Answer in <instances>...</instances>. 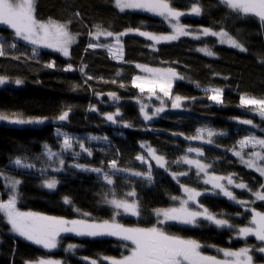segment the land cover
Masks as SVG:
<instances>
[{
  "label": "trees",
  "instance_id": "trees-1",
  "mask_svg": "<svg viewBox=\"0 0 264 264\" xmlns=\"http://www.w3.org/2000/svg\"><path fill=\"white\" fill-rule=\"evenodd\" d=\"M171 4L175 10L186 13H190L193 6L201 8L199 16L188 14L180 17V22L200 38L182 36L174 41L155 44L154 51L153 41L129 32L121 37L123 61H118L104 48L88 47L89 43H97L89 37V32H94L96 25L113 33L139 28L161 35L170 32L166 23L146 13L121 12L114 0H35L34 15L38 21L47 22L50 18L60 23L70 21L69 30L78 35L69 48L67 58L39 49L38 55L33 56L32 47L18 40L15 41L16 48L6 46V54L0 56V77L6 79L0 85V113L9 117L15 114L24 120L44 121L15 126L7 120L0 121V172L23 181L18 187V210L67 220L100 222L110 220L113 212L104 202L106 194L108 199H112L114 194L115 198L131 200L133 198L125 194L134 189L140 215H120L116 217L117 221L126 227L150 228L156 225L154 210L173 206L176 200L171 197H180L183 192L168 172L155 166L146 149L141 148V144H144L164 156L169 162L170 171H187L188 175L181 176L180 181L198 190L211 187L202 184L185 164L174 163L180 157H199L201 162L212 164L209 172L216 175L236 173V181L248 184L251 191L232 189L234 194L239 199L249 201L250 208L264 213V201L256 200L252 195L257 190L264 191L259 187L264 184L263 177L244 167L229 151L249 133L264 138V119L251 114L250 107L240 106L241 95L264 99V26L258 18L233 12L220 0H171ZM204 27L215 31L223 28L247 50L242 52L221 44L215 36L201 35L198 30ZM3 38H7L8 45L14 40L12 30L6 26H0V39ZM112 42H115L113 38L112 41L99 39L101 44ZM200 48H208L214 55L207 56L197 50ZM49 63L54 67H46ZM136 64L174 69L184 79L173 81V97L180 95L190 99L174 109L171 99L163 98L167 108L145 121L140 113L141 104L148 105L145 111L151 115L161 102L159 99L148 101L145 93L141 94L139 89L132 86L133 78L142 75ZM69 66L71 70L66 71ZM89 76L93 79H88ZM18 79L22 81L20 85L15 83ZM209 88L222 91V104H215L207 98L205 89ZM108 93H115L119 101L111 100ZM93 106L98 111H90ZM117 109L121 112L118 121L127 122L132 127L124 128L121 123L111 124L104 118L105 113H115ZM69 110L68 119L58 121L57 117ZM242 119H250L258 127L240 124L238 121ZM58 128L76 138L71 151L61 152L63 137L56 135ZM198 128H210L226 134L212 137L215 143L211 145L200 140L185 139L186 136L196 135ZM90 136H106L108 140L89 141ZM78 141L93 149L91 157L86 153L73 157L74 152L80 151ZM45 143L53 151L61 153V158L65 160L64 171L53 172L48 166L49 162L43 156ZM189 147L202 149L204 155L188 153ZM138 154L145 156L152 166L151 184L127 173L112 174L108 169V163L116 160L118 167L147 171L148 165L135 159ZM17 157L26 158L36 168L17 169L11 163ZM74 163L109 171L114 184L107 185L97 173L72 168ZM42 168H47L45 176L55 177L59 181L56 190L41 187L45 179L39 171ZM222 183L226 184V181ZM9 194L5 181L0 179V202H6ZM64 197H68L72 203L65 204ZM198 199L214 213H223L224 218L237 228L248 225L251 219L250 211L220 195L206 194ZM200 223L201 227L176 223L158 226L169 234L200 242L202 254L218 259L225 257L217 249L235 251L246 245L259 244L253 236L238 239L233 229L217 228L205 221ZM69 244L77 247L67 252L65 249ZM130 246L129 242L117 237L93 238L64 233L59 238L58 248L48 250L13 233L0 214V264H25L26 261L39 259L59 261L60 264H89L90 260H95L96 264H108L103 257L120 259L129 252ZM253 256L255 264H264V254L253 252Z\"/></svg>",
  "mask_w": 264,
  "mask_h": 264
},
{
  "label": "snow or ice",
  "instance_id": "snow-or-ice-1",
  "mask_svg": "<svg viewBox=\"0 0 264 264\" xmlns=\"http://www.w3.org/2000/svg\"><path fill=\"white\" fill-rule=\"evenodd\" d=\"M115 6L124 12L125 9L142 11L151 13L154 16L161 17L172 29L171 34H153L147 31H141L139 28H129L121 33H113L112 31L104 30L101 26L96 25L95 31L89 32L91 40H96L97 43H89V48H104L106 49L113 59L123 61V45L121 37L127 35L129 32H134L137 35L145 37L148 40L153 41L152 48L155 51V44L161 42H170L179 39L182 36L192 35L194 39H199L200 35H195L190 32L187 26H184L180 22V17L188 14H194L196 16L201 15V8L193 6L190 13L175 10L172 7L171 0H114ZM34 3L35 0H0V26H6L11 29L14 35L13 42L8 45L7 38L0 39V56H4L5 47L10 46L12 48L17 47L16 40L23 41L24 43L33 46V56L38 55L37 49H51L55 52H59L65 57L69 55L70 46L75 43L76 35L73 34L68 28V23H60L53 19H49L47 22L38 21L34 15ZM220 3L225 5L228 9L242 14L244 16H254L258 18L261 25L264 26V0H220ZM79 16V13H76ZM199 33L205 37L215 36L219 39L221 44H227L231 48L238 49L240 51H246L247 49L236 39H233L226 30L221 28L219 31L212 30L204 27L198 30ZM105 38L112 37L115 40V44H101L99 43L100 36ZM198 51L204 53L207 56H213L214 53L208 48H200ZM18 58V57H14ZM48 68L54 67L49 63L46 65ZM136 67L148 76H135L132 80V86L139 89V92L143 94L147 90L149 98L156 95L157 89L163 93L164 96L172 99V108H180L182 101L190 99L188 97H181L180 95H172L173 81L178 79H184L177 71L172 68L160 69L150 68L145 65L136 64ZM71 70V66L65 69ZM83 71V69H81ZM119 75V72L117 73ZM88 79H93L89 76ZM6 79L0 77V85L4 84ZM116 83V81H112ZM15 83L20 85L21 80H16ZM124 87L123 84L120 85ZM197 87L199 85L197 84ZM207 98L216 104H222V91L216 88L205 89ZM108 96L113 101H119V97L115 93H108ZM99 98V96H98ZM194 99V98H191ZM139 103V101H137ZM240 106L249 107L250 110L256 112L261 119H264V99H256L246 95H241ZM148 105L141 104L140 113L145 121L151 120L154 116L163 112L164 102L161 101L160 107L154 109L151 115H149L145 109ZM90 111H98L96 107H91ZM69 111H64L57 119L58 121H66L69 117ZM121 116L119 109L115 113H105L104 118L111 124L121 123L118 121V117ZM7 120L11 124L24 125V124H40L43 120H24L16 116H6L0 113V121ZM240 124L250 125L255 128L258 127L250 119H242L238 121ZM121 126L124 128L132 127L127 122H122ZM176 133H174L175 135ZM223 132H216L210 128H198L196 129V135L186 136L188 140H200L202 143L214 144L212 137L217 135H225ZM58 137H63L60 145L61 152H69L73 149L74 141L76 138L68 136L58 128L56 131ZM207 137V138H205ZM89 141H107L108 138L90 136ZM80 151L74 152L73 157H80L81 154L86 153L87 156L93 155V149L88 147L83 141H78ZM219 147V145H216ZM43 156L47 158L49 167L53 172H61L65 170V160L61 158V153L55 152L52 148L45 143L43 145ZM141 148L146 149L148 157L155 161L157 168L164 169L165 172L176 181L184 196L177 197L172 196L171 199L179 200V207H171L168 209H156L154 210L157 217L156 225L150 228L141 227H126L119 223L116 219L120 215L139 216V203L136 199L137 193L133 189L128 191L125 196L132 197L127 198H115L113 194L112 199H108L107 194L104 197V202L108 204L112 209V216L110 220H103L100 222H88L84 219L67 220L63 218L46 216L35 212H21L17 209V196L18 187L22 184V180L8 176L3 172H0V179L5 181V187L9 189L10 194L6 202H0V214L10 225L11 231L22 237L26 241H30L35 245H39L44 249H54L57 247V238L61 233H72L77 236L87 237H117L122 241H127L131 244L130 254L122 256L120 259L113 257H103L108 261V264H255L253 252L264 254V213L256 211L249 207V201L239 199L232 189H242L251 191L248 184L243 181L237 182L235 177L236 173H230L227 176L216 175L209 172L212 168V164L203 163L200 160L190 159L187 155L180 157L174 163L187 164L190 168H196V175L200 177L203 174L202 183L204 185H210V189L198 190L187 186L180 181L181 176H187V171H170L169 162L165 160L164 156L158 155L156 150L150 146L141 144ZM251 148V151L246 152V149ZM232 155L237 157L239 162L252 171L259 174L260 177H264V138L257 137L254 134L249 135L237 141V145L232 149H229ZM188 153L195 152L197 156H203L204 152L200 148L189 147ZM39 159V157H38ZM135 159L140 161L141 164L148 165L147 171H138L133 169H125L118 167L116 160H112L108 163V169L112 174L115 173H127L129 176L139 177L143 181L151 184L153 182L152 166L149 160L143 155H136ZM231 162V161H230ZM17 169H35L36 165L29 162L26 158L17 157L11 161ZM58 165V166H57ZM72 168H76L82 172L97 173L98 176H102L107 185H113V175L109 174V171H105L99 167H89L84 164L74 163ZM42 176H45L47 168L39 170ZM222 181H226L222 183ZM59 181L55 177H47L43 180L41 187L48 190H56ZM260 189H264V184H261ZM226 197L229 201L241 205L246 211L251 212V219L246 226L236 227L229 219L224 218L223 213H214L207 206H205L198 198L203 195ZM252 195L256 200L264 201V191L257 190L252 192ZM65 204H71V200L68 197L63 198ZM254 202V201H252ZM79 212V209H74ZM83 216H89L90 213H80ZM239 215V213H237ZM201 221L207 222L208 225H215L217 228H229L237 232L238 239H246L249 236H254L259 244L255 246H248L240 248L239 250H226L217 249V251L223 252L225 259H218L216 256L204 255L200 251L202 245L200 242L194 239H186L176 235L169 234L164 228L158 225H166L169 222H176L182 225L201 227ZM127 247V245H124ZM77 245L69 244L67 250H72ZM214 247V246H213ZM87 259V258H85ZM25 264H60L59 261L39 259L34 262L26 261ZM89 264H96L95 260H90Z\"/></svg>",
  "mask_w": 264,
  "mask_h": 264
},
{
  "label": "rangeland",
  "instance_id": "rangeland-1",
  "mask_svg": "<svg viewBox=\"0 0 264 264\" xmlns=\"http://www.w3.org/2000/svg\"><path fill=\"white\" fill-rule=\"evenodd\" d=\"M117 8V7H116ZM118 9V8H117ZM119 10V9H118ZM125 11H131V12H140V13H146V14H150L151 16H153V17H155V18H159V19H161L162 20V18L161 17H158V16H154V15H152L151 13H147V12H142V11H135V10H130V9H125ZM166 23V22H165ZM182 24V23H181ZM166 25L168 26V28L170 29V32L169 33H166V34H171V32H172V29L170 28V26L166 23ZM183 25V24H182ZM11 30V29H10ZM189 37H192V35H189ZM100 38L101 39H104V40H107V41H112V38L111 37H108V38H105L103 35L102 36H100ZM99 38V39H100ZM219 40V39H218ZM19 42H22V43H24L23 41H19ZM24 44H26V43H24ZM108 44H112V45H114L115 44V42H112V43H108ZM26 45H28V44H26ZM225 45H227L226 43H225ZM28 46H31V45H28ZM31 47H33V46H31ZM39 50H46V51H50V52H54V53H58V54H60L62 57H64V58H67V57H65L64 55H62L61 53H59V52H55V51H53V50H51V49H44V48H38ZM161 69V68H160ZM140 72L142 73V75H140V76H148L149 74L148 73H145V72H143V71H141L140 70ZM146 95L145 96H147L148 98H147V100L149 101V100H154V99H159L160 100V102L163 100V98H168V97H166V96H164V95H162L163 93H161V92H159V90L157 89V92H156V95H154V96H152L151 98H149V94H148V92H147V90H145V92H144ZM158 100V101H159ZM164 102V101H163ZM171 102H172V99H171ZM185 101L183 100L182 101V104L184 103ZM216 104V103H215ZM146 105V104H145ZM157 107H160V106H156V108ZM250 108H251V106H249ZM165 108H167V106L164 104V109ZM147 109V108H146ZM249 112L251 113V114H256V115H258L256 112H254V111H251L250 109H249ZM35 123H33V124H26V125H34ZM61 138V137H60ZM190 159H193V160H201L199 157H196V156H188ZM190 170H192L193 171V173L196 175V168L195 167H189L187 164H185ZM202 176H200V177H198L199 178V181L202 183V179H203V174H201ZM263 179H264V177H263ZM203 184V183H202ZM208 186H210V185H208ZM189 187H192V186H189ZM211 187V186H210ZM192 188H194V187H192ZM183 196H184V194H182L180 197H182L183 198ZM220 196H222V195H220ZM222 197H224V196H222ZM226 198V197H225ZM180 206V202H179V200H176L175 201V203H174V205L173 206H171V207H179ZM171 207H169V208H171ZM168 209V208H167ZM127 216H131V215H127ZM169 223H176V222H169ZM176 224H179V223H176ZM180 225H182V224H180ZM183 226H185V225H183ZM61 234H64V233H61ZM61 234H60V236H61ZM60 236L57 238V240H58V244H57V247L56 248H54V249H57L58 248V246H59V238H60ZM254 237V236H253ZM255 238V237H254ZM132 246H130V248H131ZM68 249V246H66V251L67 252H69V251H71V250H67ZM53 250V249H52ZM130 254V250H129V252L126 254V255H129ZM126 255H124V256H126ZM47 260V259H46Z\"/></svg>",
  "mask_w": 264,
  "mask_h": 264
},
{
  "label": "water",
  "instance_id": "water-1",
  "mask_svg": "<svg viewBox=\"0 0 264 264\" xmlns=\"http://www.w3.org/2000/svg\"><path fill=\"white\" fill-rule=\"evenodd\" d=\"M11 125L15 126L16 124H11Z\"/></svg>",
  "mask_w": 264,
  "mask_h": 264
}]
</instances>
